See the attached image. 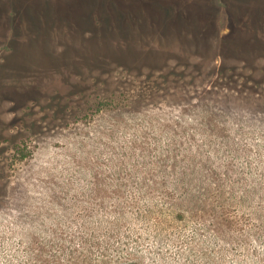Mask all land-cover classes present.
Segmentation results:
<instances>
[{
    "label": "rangeland",
    "instance_id": "374dc122",
    "mask_svg": "<svg viewBox=\"0 0 264 264\" xmlns=\"http://www.w3.org/2000/svg\"><path fill=\"white\" fill-rule=\"evenodd\" d=\"M0 264H264V0H0Z\"/></svg>",
    "mask_w": 264,
    "mask_h": 264
},
{
    "label": "crops",
    "instance_id": "0c3cea01",
    "mask_svg": "<svg viewBox=\"0 0 264 264\" xmlns=\"http://www.w3.org/2000/svg\"><path fill=\"white\" fill-rule=\"evenodd\" d=\"M118 9H124V8H123V6H120V5H119V6H118Z\"/></svg>",
    "mask_w": 264,
    "mask_h": 264
}]
</instances>
